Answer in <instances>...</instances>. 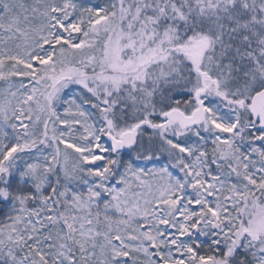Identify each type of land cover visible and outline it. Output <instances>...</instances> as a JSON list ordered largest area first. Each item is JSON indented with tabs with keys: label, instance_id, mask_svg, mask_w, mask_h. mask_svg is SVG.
<instances>
[{
	"label": "snow or ice",
	"instance_id": "1",
	"mask_svg": "<svg viewBox=\"0 0 264 264\" xmlns=\"http://www.w3.org/2000/svg\"><path fill=\"white\" fill-rule=\"evenodd\" d=\"M0 264H264V0H0Z\"/></svg>",
	"mask_w": 264,
	"mask_h": 264
}]
</instances>
